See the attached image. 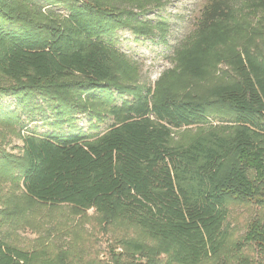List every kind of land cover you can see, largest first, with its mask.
<instances>
[{
    "label": "trees",
    "instance_id": "16d2710c",
    "mask_svg": "<svg viewBox=\"0 0 264 264\" xmlns=\"http://www.w3.org/2000/svg\"><path fill=\"white\" fill-rule=\"evenodd\" d=\"M66 1L0 0V131L14 133L22 153L18 164L10 157L4 164L18 167L24 194L40 204L93 209L138 230L143 241L120 243L128 261L114 254L111 264H258L244 251L255 245L264 253V224H251L242 240L230 238L222 172L235 156L264 162V59L244 49L232 63L234 79L209 91L208 99L226 106V135L173 147L172 131L202 122L206 103L115 87L112 37L125 27L117 18L128 0ZM253 1L264 12V0ZM55 3L62 20L43 22L53 14L42 9ZM208 15L226 18L217 1ZM185 71L203 74L195 50L185 57ZM83 95L104 111L94 112ZM31 107L50 132L22 135L36 123L26 114ZM81 115L107 124L105 131L82 136L72 126ZM0 264L56 262L0 238Z\"/></svg>",
    "mask_w": 264,
    "mask_h": 264
},
{
    "label": "rangeland",
    "instance_id": "374dc122",
    "mask_svg": "<svg viewBox=\"0 0 264 264\" xmlns=\"http://www.w3.org/2000/svg\"><path fill=\"white\" fill-rule=\"evenodd\" d=\"M216 1L225 13L224 20H212L208 15ZM120 8L126 12L117 19L125 27L112 37L117 53L112 58L111 83L131 93L149 89L154 99L166 96L180 101L188 96L206 103L207 115L202 122L172 131L169 144L173 147H187L210 133L226 135V106L207 96L212 88L234 79L232 63L244 49L264 59V12L253 0H128ZM49 11L53 15H47ZM42 13L47 15L43 22L62 20L59 3L44 7ZM193 50L201 56L203 74L199 77L185 71V57ZM82 99L94 112L104 111L103 103L85 100L84 95ZM1 102L13 104V99L3 98ZM26 114L36 123L24 128L22 135L50 132L41 125L38 110L31 107ZM25 119L22 117V122ZM72 126L82 136L93 138L103 133L107 124L81 115ZM0 134L2 240L24 251L45 252L56 264H111L114 254H122L128 261L120 243L143 241L138 230L120 220L106 219L93 209L83 211L29 200L21 189L18 167L4 164L5 157L20 162L21 143L10 131L1 130ZM222 181L227 190L229 236L242 240L251 224H264V162L257 164L235 156L226 164ZM243 183L249 185L252 195L242 188ZM244 254L264 264V253L257 252L255 245Z\"/></svg>",
    "mask_w": 264,
    "mask_h": 264
}]
</instances>
